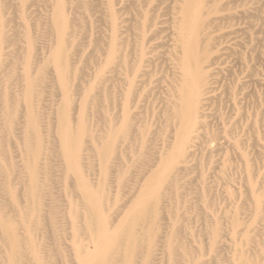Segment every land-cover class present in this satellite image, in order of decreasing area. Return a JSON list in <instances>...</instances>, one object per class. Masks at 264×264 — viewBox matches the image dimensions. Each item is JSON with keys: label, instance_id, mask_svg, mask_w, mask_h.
Returning <instances> with one entry per match:
<instances>
[{"label": "rangeland", "instance_id": "obj_1", "mask_svg": "<svg viewBox=\"0 0 264 264\" xmlns=\"http://www.w3.org/2000/svg\"><path fill=\"white\" fill-rule=\"evenodd\" d=\"M95 263L264 264V0H0V264Z\"/></svg>", "mask_w": 264, "mask_h": 264}, {"label": "bare ground", "instance_id": "obj_2", "mask_svg": "<svg viewBox=\"0 0 264 264\" xmlns=\"http://www.w3.org/2000/svg\"><path fill=\"white\" fill-rule=\"evenodd\" d=\"M186 4L187 5H186L185 11H184L185 16H186L185 17L186 18V23L184 25V31H186V29L189 30V27L193 31V28L196 25L195 21H196V16L198 14L199 7H198V4L193 3V1H189ZM190 18H192V19H190ZM193 57H194V41H193V39L189 38V40L186 42V51H185V60L184 61L190 67L192 65L191 63L193 61ZM183 71H184V68H183ZM187 75L194 77V79L197 78V75H196V77L194 76V71L193 70L192 71L188 70L187 71ZM189 107L187 109V113L189 111ZM69 143H70V140H69ZM69 147L70 146H68V149H69ZM95 264H97V263H95Z\"/></svg>", "mask_w": 264, "mask_h": 264}]
</instances>
